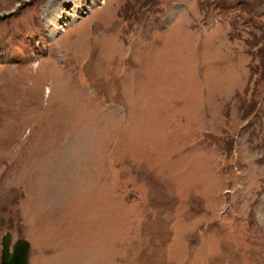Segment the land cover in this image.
I'll return each mask as SVG.
<instances>
[{
    "label": "rangeland",
    "instance_id": "1",
    "mask_svg": "<svg viewBox=\"0 0 264 264\" xmlns=\"http://www.w3.org/2000/svg\"><path fill=\"white\" fill-rule=\"evenodd\" d=\"M262 28L264 0H0V264L7 231L30 264H264Z\"/></svg>",
    "mask_w": 264,
    "mask_h": 264
},
{
    "label": "water",
    "instance_id": "2",
    "mask_svg": "<svg viewBox=\"0 0 264 264\" xmlns=\"http://www.w3.org/2000/svg\"><path fill=\"white\" fill-rule=\"evenodd\" d=\"M29 243L21 240L10 252V234L3 239V263L2 264H28Z\"/></svg>",
    "mask_w": 264,
    "mask_h": 264
},
{
    "label": "trees",
    "instance_id": "3",
    "mask_svg": "<svg viewBox=\"0 0 264 264\" xmlns=\"http://www.w3.org/2000/svg\"><path fill=\"white\" fill-rule=\"evenodd\" d=\"M252 46L258 47L262 54L261 63L258 70L255 72L257 74L259 73L260 68L264 65V31L261 36H256V38L252 41Z\"/></svg>",
    "mask_w": 264,
    "mask_h": 264
},
{
    "label": "bare ground",
    "instance_id": "4",
    "mask_svg": "<svg viewBox=\"0 0 264 264\" xmlns=\"http://www.w3.org/2000/svg\"><path fill=\"white\" fill-rule=\"evenodd\" d=\"M76 1V0H75ZM54 9V8H53ZM59 12L60 11V9L59 8H57V6H55V10L53 11V10H50V13H53V12ZM48 14H50L49 12H47ZM48 16V15H47ZM57 18V15H56V17L52 14L51 15V17H49V20L50 21H55V19Z\"/></svg>",
    "mask_w": 264,
    "mask_h": 264
}]
</instances>
